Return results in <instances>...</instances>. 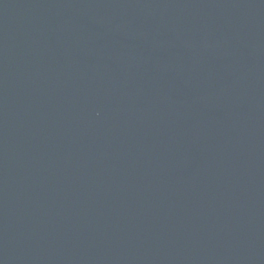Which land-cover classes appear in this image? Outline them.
<instances>
[{"label": "water", "instance_id": "obj_1", "mask_svg": "<svg viewBox=\"0 0 264 264\" xmlns=\"http://www.w3.org/2000/svg\"><path fill=\"white\" fill-rule=\"evenodd\" d=\"M0 264H264V0H0Z\"/></svg>", "mask_w": 264, "mask_h": 264}]
</instances>
